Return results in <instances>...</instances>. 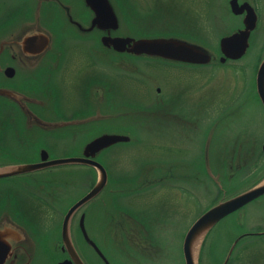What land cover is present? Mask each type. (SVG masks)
Wrapping results in <instances>:
<instances>
[{
    "label": "rangeland",
    "instance_id": "obj_1",
    "mask_svg": "<svg viewBox=\"0 0 264 264\" xmlns=\"http://www.w3.org/2000/svg\"><path fill=\"white\" fill-rule=\"evenodd\" d=\"M194 3L190 27L168 8L157 11L154 27L145 29L141 21L149 19L130 9L131 23L124 16L123 3L119 7L115 2L120 21L115 34L182 39L208 50L214 57L208 64L154 57L160 61H150L145 55L116 53L100 44L102 32L85 35L59 28L45 57H39L45 66L36 72V79L15 85L28 95L21 106L32 107L46 122L68 126L46 131L34 128L22 136L7 125L11 118L1 110L0 144L12 151L8 155L0 151V166L34 163L41 149L51 159L78 156L90 138L104 131L131 136L130 141L114 144L99 155L108 172L107 188L83 206L90 211L85 222L88 234L113 264H129V260L135 264H184L182 245L194 221L264 177V159L251 173V161L257 160L264 146V109L254 88L261 53L258 42L264 31L252 39L242 58L219 63L220 38L238 20L229 12L228 0ZM78 14L85 22L87 15ZM158 86L170 96L166 105L176 108L173 113L159 111ZM93 87L96 98L91 113L87 100ZM33 98L37 101L31 104ZM71 107L76 108L74 112ZM239 157L245 164L234 174L227 162ZM97 177L96 169L72 164L0 179V189L13 182L31 188V234L39 236L32 264H51L48 245L55 240L64 213L92 188ZM235 213L209 232V242L215 247H221L229 230L264 226V197ZM109 215L112 219L108 221ZM78 241L84 255L100 264ZM255 242L262 245L264 237ZM144 246L146 254L140 252Z\"/></svg>",
    "mask_w": 264,
    "mask_h": 264
},
{
    "label": "flooded vegetation",
    "instance_id": "obj_2",
    "mask_svg": "<svg viewBox=\"0 0 264 264\" xmlns=\"http://www.w3.org/2000/svg\"><path fill=\"white\" fill-rule=\"evenodd\" d=\"M231 1L232 0H228L229 12L234 16V19L236 18L238 20V24L224 36L231 35L237 31L244 29L246 24H249V17L252 13L250 12V14H248L246 8H248V5H250L254 10L255 26L249 33L247 47L248 49L251 45L252 39L257 38L256 35L259 32L264 31V0H234V6L237 10L236 12L233 11ZM79 2H81V4ZM109 2L111 3L113 10L118 17L119 26L115 31H118V29L120 28L119 14L115 8V2L119 3V7L122 6L123 3L124 16L127 15V19L131 23L132 18H129L131 12L130 9H133V11L139 13L142 16L144 15L145 19H149L150 21H141L145 29H152L154 27L152 23L157 19V11H162L163 9L168 8L176 11L180 19L190 27V25L193 24L192 17L194 15L196 5L194 3L195 0H185L183 2H180V0H109ZM235 2L237 3V5L235 4ZM79 11L84 12V15H87V19L85 22L83 20V17L79 16ZM93 16L94 12L86 4L85 0H0V89H8L18 92V89L15 85L16 82L20 80H22L23 82H31V80L36 79V72L40 71L42 66H45L42 64V60L36 58L37 56L33 57L23 51L22 40L25 36L31 35V33L34 32H45L52 39L53 34H57L59 32V28L61 30L73 29L78 32L80 31L84 33L101 32L97 28H93L92 30L88 31L85 30L89 27ZM258 44L260 45L261 53L259 55V60L254 72V81H256L259 65L264 58V34H262V38L259 40ZM218 51L219 55L222 56L220 48L218 49ZM154 58L148 57L147 59L150 61H160L159 59ZM229 61H233V59H226L224 63ZM89 95L90 96L88 97L87 102L89 105V109L91 105L90 110L91 113H93V97H95L96 95L94 87L90 91ZM157 95L159 96L157 99L159 104V111H161L162 114L173 113L172 111H174L176 108L173 107V105H166L169 104L167 103V101L169 102L168 99L170 98L167 92L163 91L162 88L158 86ZM0 99V117L3 118L1 112L4 110L5 115H9V117L11 118L10 121L12 122L7 123V125L11 126V128L13 129H17V131L21 132L22 136H24L25 132L31 131L34 128L44 131L49 129L43 128L40 123H31V121L29 122V120L31 119V115L25 113L19 107L20 104L18 103V100H16L17 98L15 95H13L12 97H9L7 95H0ZM69 109L73 111L76 108L71 107ZM140 109L148 108L141 107ZM29 110L32 111L33 114L39 119H45H43V117L40 116V114L37 113L32 107H30ZM167 110L169 111L165 112ZM7 121L8 120H5V122ZM61 124L62 125L57 128H64L65 126H68L63 122ZM105 133L117 134L110 131H104L93 136L88 141ZM124 135L127 134L125 133ZM129 137L131 138V136ZM41 150L38 152V161L40 160ZM0 151L4 153V155H6L8 152H11L12 149L8 145H2L1 143ZM263 153L264 151L262 152V154ZM262 154L258 155L257 160L252 159L251 161V157L249 158V160L252 164H255L259 160L262 161L264 159V155L262 156ZM227 163L228 168L231 169V171L235 174L242 166L244 167L245 160H242L241 157H239V159H235V161L230 159ZM254 169L255 167H253L252 171ZM13 176H18V174ZM13 176L4 178L7 179ZM11 184L12 186L10 187L0 189V240L2 239L7 242L10 247L7 259L4 264H32L33 254L35 253L34 248L37 244L35 242L39 236L31 234V223L33 222L31 220V188L20 185L16 182H13ZM105 188L106 186L103 187V189L92 199L96 198ZM262 196L264 197V195ZM44 200L45 199H43V201ZM87 203L78 208L73 213L70 219V228L72 229L71 240L77 256L81 259L83 264H93V262H91L84 255L82 246L78 241L80 240L82 244L86 245L92 251V253L96 255L97 260L100 264H113L111 259H109V257L101 250L95 239L91 237L86 230L85 222L90 214V211H84L83 206H85ZM47 207L50 206L47 205ZM243 207L231 212L230 214L235 212L239 213V210H241ZM51 208L53 210V214L56 211V206L54 205ZM103 209L104 208L102 207V210ZM102 210L101 221L105 223L104 211ZM66 213L67 211L64 213L63 218L61 219L62 222ZM230 214L226 215L224 218H226ZM81 217H83V224L89 239L94 242L100 252H98L84 237V234L80 228ZM109 219H112L110 218V215L108 216L107 220L109 221ZM119 222H121L122 224V221L119 220ZM117 225H120V223ZM258 228L259 229H253L251 227H248L242 231L229 230L228 233H230V235L223 236L220 241L221 247H215L211 244V242H209L208 234L211 231L210 230L203 237L200 243L197 253V264H264V243L262 245H259L255 242V240L264 237V226ZM56 234L57 235L55 240L48 245L49 248L47 250V255L50 263L60 264L63 261H70V264H77L63 242L62 223ZM145 247L146 246H144L140 252H144L145 254L148 253L147 247ZM213 249L214 251L212 252ZM182 256L183 262L184 264H186L183 250ZM148 261L151 260L148 259ZM131 262L132 261L129 260V264H135L134 262Z\"/></svg>",
    "mask_w": 264,
    "mask_h": 264
},
{
    "label": "water",
    "instance_id": "obj_3",
    "mask_svg": "<svg viewBox=\"0 0 264 264\" xmlns=\"http://www.w3.org/2000/svg\"><path fill=\"white\" fill-rule=\"evenodd\" d=\"M86 4L94 12V16L91 19L90 25L86 31L97 28L103 34L100 36V42L105 48L112 49L116 52H126L135 55H149L157 56L162 59L170 61H179L193 64H204L211 60V53L205 48L184 41L182 39L174 37H150V38H133L131 36H116L111 34V30L115 31L119 24L118 18L113 10V7L109 0H85ZM237 5V3L235 2ZM233 11L236 12L234 6V0L231 1ZM244 6V5H242ZM239 8V7H238ZM249 17V24H246L245 28L237 31L231 35L224 36L220 39V51L222 56L219 58L220 62H224L226 59H239L241 58L248 47V37L250 31L255 26V14L253 8L248 5L246 8ZM80 32V31H79ZM83 34H88L80 32ZM54 41V36L51 39L45 32H34L31 35L25 36L22 40V48L25 53L30 54L33 57L39 58L42 55H46L50 45ZM52 46V45H51ZM43 56V57H44ZM41 59V58H40ZM43 59V58H42ZM256 90L259 99L264 107V59L262 60L256 77ZM0 95H7L12 97L16 96V100L21 106L23 98L22 94L11 91L8 89H0ZM15 100V101H16ZM36 102L34 98L31 102ZM25 113L31 115V123H40L43 128H57L62 125V122L49 123L36 117L29 108L21 106ZM129 140V136L122 134H102L89 141L83 148L82 156L61 157L49 159L48 152L42 149L40 152V161L19 164L13 166L0 167V178L9 177L12 175L33 172L36 170L67 165V164H83L96 168L98 172V179L95 185L84 196L78 199L67 210V213L62 222V238L63 242L68 248L71 256L74 258L77 264H83L81 259L77 256V253L73 247L70 238L69 223L73 213L80 208L83 204L91 200L96 196L107 183V172L104 166L95 159L97 153L101 150L118 142H126ZM264 194V179L252 188L235 195L229 199L223 200L216 205L205 211L189 228L186 233L183 253L186 264H197V243L204 237L207 231L213 227L219 220L226 215L246 205L252 200L258 198ZM11 228V227H10ZM80 228L84 234L86 240L98 251V247L92 240L89 239L87 232L83 224V217L80 220ZM1 234V233H0ZM1 238V235H0ZM10 247L7 242L0 240V264H4ZM70 261H63L60 264H70Z\"/></svg>",
    "mask_w": 264,
    "mask_h": 264
}]
</instances>
